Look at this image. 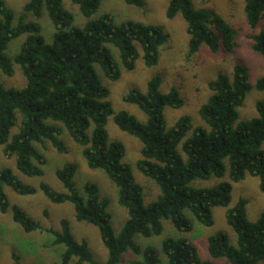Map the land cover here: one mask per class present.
<instances>
[{"label":"trees","instance_id":"1","mask_svg":"<svg viewBox=\"0 0 264 264\" xmlns=\"http://www.w3.org/2000/svg\"><path fill=\"white\" fill-rule=\"evenodd\" d=\"M71 1L87 19L83 27L75 25L64 0H29L24 12L32 15L34 21L21 18L16 25L7 0H0V70L5 76L13 77L15 63L27 79L22 89L0 87V146L5 156L15 158L16 168L22 174L42 177L47 159L38 146L49 142L59 153L67 152L60 140V124L83 148L88 166L104 171L118 188V202L127 209L128 220L116 235L111 226L109 201L101 197L99 187L88 182L84 196L77 192L74 184L77 165L66 164L56 173L66 192H58L47 184L40 186L52 203L73 204L77 221L97 227L108 250V260L97 261L88 244L74 238L70 222L63 220L62 231H48L54 238L53 245L65 248L60 262L54 264L73 261L118 264L128 250L137 256L130 264H164L158 249H142L135 243L136 235L147 238L161 235L164 220H171L180 232H191L193 224L186 211L202 225L213 226V210L229 208L234 183L243 181L248 174L260 179L264 193V101L256 104L257 117L239 122V109L253 87L248 68L237 64L232 78L220 74L208 85L211 96L199 111L208 128L194 127L189 117H182L168 128L165 109H180L184 101L176 87L162 93L160 77L149 81L145 93L133 89L123 98L125 103L137 106L147 115L146 123L128 112L115 114L108 100L110 91L102 84L97 69L116 82L122 70L136 69L141 53L145 66L153 68L158 65L160 49L169 37L159 26L133 21L118 24L111 14L93 19L104 0ZM123 1L138 8H144L146 3V0ZM193 1L171 0L167 10L168 19L180 14L187 23L188 55H196L204 46L213 53L222 46L230 53L235 52L238 30L218 14L197 11ZM244 3L246 22L255 31L264 20V0H244ZM44 7L55 30L52 43L45 41L38 22ZM24 35L28 37L19 53L10 59L6 55L10 43ZM252 40L253 52L264 59V30ZM112 47L119 51L121 65L115 60ZM255 89L264 92V76L257 81ZM111 116L121 131L143 145L137 167L161 191L158 199L148 206L144 203L143 187L124 162L125 145L109 141L107 125ZM227 174L228 181L212 188L191 186L194 180L223 179ZM4 186L22 196L34 195L38 189L23 183L9 168L0 171V211L5 214L12 208L14 222L28 233L41 230L40 224L22 208L11 206ZM247 205V200L240 199L226 211L237 245L230 243L227 233H216L208 240L213 258L226 259L230 264H264V212L256 222H251ZM162 253L167 264H213L202 261L197 247L185 239L164 240Z\"/></svg>","mask_w":264,"mask_h":264},{"label":"rangeland","instance_id":"2","mask_svg":"<svg viewBox=\"0 0 264 264\" xmlns=\"http://www.w3.org/2000/svg\"><path fill=\"white\" fill-rule=\"evenodd\" d=\"M29 0H7L8 7L14 12L16 25L21 18L26 22L34 21L30 14L24 12ZM171 0H146L144 8L128 5L123 0H104L97 12L92 16L98 19L106 14L114 16L118 24L133 21L146 25L161 27L169 37L165 46L160 49V60L157 66L147 68L142 58L137 61L136 69L133 72L122 70L121 78L116 81L108 80L98 68V75L102 84L110 91L109 102L115 114L128 112L135 116L140 122L146 123L147 115L137 106L124 102V96L133 89L145 93L148 83L153 78L160 77L162 80L160 90L166 94L173 87L178 88L184 101L180 109H165V118L168 128L173 127L182 117H189L194 127H205L208 125L200 116V108L211 96L209 83L214 81L220 74L232 78L234 67L237 64L246 66L249 71V83L253 89L247 95L244 105L239 109V122L249 120L258 116L256 104L264 101V92L255 89L257 81L264 76V59L253 52L252 37L264 30V20H261L257 30L249 28L246 22L244 0H194V8L208 11L212 14L222 16L238 30V47L235 52H228L223 46L217 53L209 51L206 46L200 52L190 57L189 42L190 36L187 32V23L179 14L174 19L167 18V10ZM67 11L73 14L75 25L83 27L87 19L82 15L79 7L71 0H64ZM42 27V36L47 43L53 42L54 26L49 18L46 8H43L42 16L38 20ZM22 36L10 43L6 55L15 59L22 44L27 39ZM115 60L121 65L119 51L112 47ZM27 85L20 66L14 63V76L7 77L0 70V87L9 89H22ZM60 140L67 148L66 153H59L49 142L38 148L47 159L43 166V176L30 178L22 174L16 168L15 158L4 155L3 147L0 146V171L9 168L26 185L38 189L34 195L22 196L16 194L10 187L4 186V191L9 198L11 206L17 205L28 213L40 224L41 230L28 233L13 220L12 208L5 214L0 211V264H54L59 263L64 246H54L53 236L49 230L62 231L61 222H70L72 234L78 242H86L95 259L105 263L108 260V250L102 243L100 230L87 223L79 222L76 219V212L73 204L52 203L39 189L42 184L51 186L54 190L66 192L63 184L58 180L56 173L66 164H75L78 167L74 184L77 192L84 196V186L91 182L99 187L102 198L109 201V213L111 215V226L116 235L120 233L125 222L128 220V211L118 202V188L109 179L107 174L100 169H91L84 156L83 148L74 142L68 131L60 125ZM110 142H121L126 147L124 162L127 163L133 172L136 182L143 187L144 203L146 206L156 201L161 193L157 184L144 176L137 167V162L142 158V143L140 140L121 131L111 116L107 125ZM16 130H14V133ZM264 149V147H263ZM181 150V149H180ZM182 156L186 159L184 153ZM228 174L223 179L212 178L208 181L194 180L191 183L193 188H212L222 181H228ZM232 202L229 208L234 207L240 199L248 202L247 216L249 221L256 222L264 212V193L260 189V179L246 175L239 183H234ZM229 208L217 207L213 210L214 225L206 227L199 223L191 212L186 211L188 219L193 224L191 232H180L172 224L171 220H164L163 233L158 236L144 237L136 235L135 243L142 249L155 248L160 251V258L167 264V258L162 253L164 240L185 239L193 243L198 250L202 261H210L213 264H230L226 259L213 258L208 249V240L219 232L229 235L230 243L237 245V236L234 230L228 225L226 211ZM137 258L131 250L122 256L118 264H130ZM70 264H76L73 261Z\"/></svg>","mask_w":264,"mask_h":264}]
</instances>
